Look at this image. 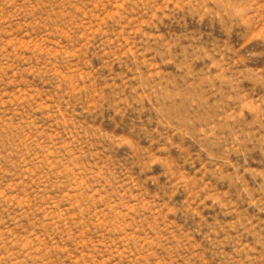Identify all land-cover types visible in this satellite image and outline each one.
<instances>
[{"label":"rangeland","instance_id":"1","mask_svg":"<svg viewBox=\"0 0 264 264\" xmlns=\"http://www.w3.org/2000/svg\"><path fill=\"white\" fill-rule=\"evenodd\" d=\"M0 264H264V0H0Z\"/></svg>","mask_w":264,"mask_h":264}]
</instances>
